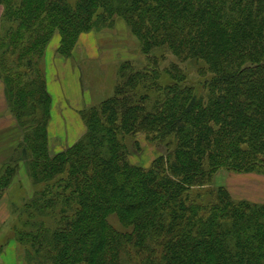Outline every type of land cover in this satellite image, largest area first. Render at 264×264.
Listing matches in <instances>:
<instances>
[{"label":"trees","instance_id":"obj_1","mask_svg":"<svg viewBox=\"0 0 264 264\" xmlns=\"http://www.w3.org/2000/svg\"><path fill=\"white\" fill-rule=\"evenodd\" d=\"M0 5V80L21 131L0 192L21 163L41 188L15 228L34 264H123L122 255L136 264H264V204L235 200L223 187L205 205L193 195L220 171L264 177V0ZM117 19L142 54L167 51L200 65L204 92L176 64L160 70L150 58L136 71L125 62L113 96L79 112L84 134L51 156V97L38 60L55 32L65 58L81 34L113 29ZM138 137L166 148L148 168L129 161L125 140ZM47 216L51 227L35 221Z\"/></svg>","mask_w":264,"mask_h":264},{"label":"rangeland","instance_id":"obj_2","mask_svg":"<svg viewBox=\"0 0 264 264\" xmlns=\"http://www.w3.org/2000/svg\"><path fill=\"white\" fill-rule=\"evenodd\" d=\"M2 15L3 8L0 5V33L4 25ZM59 44L60 35L55 32L38 60V74L47 88L48 81L51 82L56 74H60V69L55 68L49 71V66L52 64L49 62L51 58L59 57L66 64L65 67L72 66L74 68L72 73H76L79 77L83 92L81 111L98 106L113 96L116 86L121 82L118 74L123 63L129 62L136 71H145L151 67L148 61L150 58H156L159 61L160 70L168 68L171 64L178 65L186 76L187 85L193 87L198 96L204 92L202 87L204 78L198 73L200 65L193 62H179L167 51H155L148 56L142 54L138 40L130 34L125 24L119 19L116 20L113 29L81 34L69 57L64 58L56 53ZM52 50H55V54ZM54 59H52L53 62ZM62 73L65 76L70 75L66 69ZM51 107L52 100L47 132L49 153L54 156L71 147L81 136L75 141V137H69V127L75 126L73 123L69 124V120L72 119L51 118ZM51 119L54 120L51 122ZM20 137L21 131L15 126L14 116L4 98V84L0 80V176L4 171V161L7 160L12 147ZM125 144L129 150V161L143 168H148L156 157L166 152L164 145L149 143L142 137H138L135 141L127 139ZM19 167L7 189L0 192V264H34L30 259L29 246L18 241L15 228H21L20 220L25 218V207L32 202L41 188L32 184L23 163L19 164ZM219 187L225 188L235 200L264 204V177L253 174H230L220 171L210 184L193 189V195L198 196V204L205 205L211 201L212 195ZM55 211V214L59 213L58 210ZM50 219L51 217L47 216L36 218L35 221H42L51 227L53 220ZM108 223L116 230L123 231L116 217L110 216ZM24 230L28 231L29 228ZM122 261L123 264L137 263L136 258H127L123 255Z\"/></svg>","mask_w":264,"mask_h":264},{"label":"crops","instance_id":"obj_3","mask_svg":"<svg viewBox=\"0 0 264 264\" xmlns=\"http://www.w3.org/2000/svg\"><path fill=\"white\" fill-rule=\"evenodd\" d=\"M54 51L55 50H52L53 53ZM52 52L51 54H53ZM52 59L54 58H51L49 61L52 63L51 66H49V71L55 68L60 69V74H56L54 76L55 79L47 83V91L52 100L51 118H71L72 120H69V124L72 125L73 123L75 126L73 128L71 126V128L69 127V137H75V141L84 134V126L79 119V112L83 107L81 104L83 92L81 90L80 80L76 73H72L74 69L72 66L71 68L65 67L66 64H64L59 57L54 59V62ZM64 69H66V72H69L70 75H63L62 72ZM48 78L52 79L51 77ZM53 120L54 119H51V122Z\"/></svg>","mask_w":264,"mask_h":264}]
</instances>
